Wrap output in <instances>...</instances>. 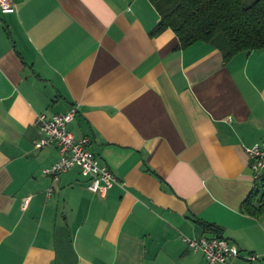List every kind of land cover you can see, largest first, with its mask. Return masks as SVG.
<instances>
[{"label": "crops", "instance_id": "crops-1", "mask_svg": "<svg viewBox=\"0 0 264 264\" xmlns=\"http://www.w3.org/2000/svg\"><path fill=\"white\" fill-rule=\"evenodd\" d=\"M0 10V264H205L185 238L218 225L264 264L247 149L264 140V50L225 62L180 49L150 0H9ZM117 183L104 196L40 148L39 114L67 113ZM53 191L49 195V189Z\"/></svg>", "mask_w": 264, "mask_h": 264}, {"label": "trees", "instance_id": "trees-1", "mask_svg": "<svg viewBox=\"0 0 264 264\" xmlns=\"http://www.w3.org/2000/svg\"><path fill=\"white\" fill-rule=\"evenodd\" d=\"M161 19L151 36L172 30L179 39L180 49L198 42L212 44L229 62L238 54L264 50V0L250 6L244 0H150ZM257 193L243 204L242 210L258 215L264 205L255 209ZM207 233L223 237L218 225L199 221Z\"/></svg>", "mask_w": 264, "mask_h": 264}, {"label": "built area", "instance_id": "built-area-1", "mask_svg": "<svg viewBox=\"0 0 264 264\" xmlns=\"http://www.w3.org/2000/svg\"><path fill=\"white\" fill-rule=\"evenodd\" d=\"M0 10L9 12L13 6L9 0H0ZM77 107L67 113L48 115L39 114L36 125L40 134L38 146L40 148L57 147L59 160L46 170L53 182H58L60 176L74 168L80 170L81 175L88 179V189L99 195H106L117 183L113 171L101 163L91 150V140L88 137L78 139L70 130L69 125L75 119ZM253 178L264 189V140L247 149ZM53 187L49 189V195ZM185 242L193 251H200L205 264H228L235 259H243L253 263L259 256L254 253L243 252L235 243L224 237L204 236L200 239L185 238Z\"/></svg>", "mask_w": 264, "mask_h": 264}, {"label": "rangeland", "instance_id": "rangeland-1", "mask_svg": "<svg viewBox=\"0 0 264 264\" xmlns=\"http://www.w3.org/2000/svg\"><path fill=\"white\" fill-rule=\"evenodd\" d=\"M257 0H244V5L245 6H250L252 5L253 3H255Z\"/></svg>", "mask_w": 264, "mask_h": 264}]
</instances>
